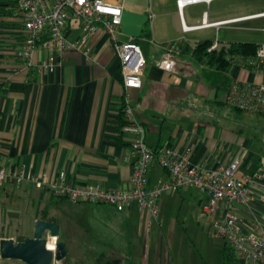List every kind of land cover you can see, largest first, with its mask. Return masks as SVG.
Returning <instances> with one entry per match:
<instances>
[{
	"label": "crops",
	"instance_id": "crops-1",
	"mask_svg": "<svg viewBox=\"0 0 264 264\" xmlns=\"http://www.w3.org/2000/svg\"><path fill=\"white\" fill-rule=\"evenodd\" d=\"M109 1L124 5L117 39L138 38L146 57L139 89H126L121 59L107 35L90 36L88 54L74 47L61 54L55 52L58 61L54 71L39 67L46 57L40 46L33 64H28L15 53L24 43L17 0H0V162L13 173L24 172L26 176L20 183L10 180L0 186V241L32 237L37 219H51L59 223L58 240L67 245V264H194V254L186 257L177 250L180 240L176 239L174 219L169 218L172 194L162 197L159 215L154 218L137 202L120 211L106 204L72 203L50 191L41 194L29 176L49 180L64 173L75 184L125 186L132 173L127 158L130 148L120 130L127 93L129 100L139 105L146 142L155 150L191 147L192 161L208 165L228 163L241 154L239 174H253L264 160V150L254 139L244 138L201 113L198 105L211 100L227 104L226 93L206 82L205 70L222 69L231 81L248 76L251 81L264 82V74L244 69L245 63L237 59L244 56L225 54L209 61L203 55L195 57L193 50L203 40L217 43L212 50L243 42L218 36L225 26L252 28L253 21L264 18V0H200L182 9L178 0ZM68 34L71 40H78L83 31L73 22ZM175 43L179 49L171 72L162 69L160 61L165 45ZM148 177L155 186L165 181L168 173L154 160ZM184 188L190 186L168 191L177 193ZM207 197L208 203L209 194ZM60 208L75 218L63 220ZM210 235L223 247L222 264H243L230 255L222 237ZM0 264L27 263L2 258L0 253Z\"/></svg>",
	"mask_w": 264,
	"mask_h": 264
},
{
	"label": "built area",
	"instance_id": "built-area-1",
	"mask_svg": "<svg viewBox=\"0 0 264 264\" xmlns=\"http://www.w3.org/2000/svg\"><path fill=\"white\" fill-rule=\"evenodd\" d=\"M197 1L200 0H178L177 3L182 9L185 4ZM123 6L121 1L109 0H17L16 8L24 24V43L15 53L28 64H33L37 47H42L46 57L38 65L42 70L51 72L58 61L55 52L61 54L74 47L88 54L91 50L88 38L107 35L121 59L126 89H139L143 86L147 60L136 37L132 36L127 41L117 39L121 31ZM73 22L83 31L81 39L69 38L68 28ZM216 46L217 43L209 50ZM165 49L160 67L172 72L179 45L166 44ZM237 59L245 63L244 69L249 72L256 70L264 74V43L259 44L253 57ZM129 98L127 93L122 105L124 123L121 126V134L130 148L127 158L132 164L127 184L121 188L100 184L80 185L67 180L64 173L49 180L29 176L40 193L50 191L53 196L66 198L72 203L106 204L120 211L137 202L156 218L164 190L194 187L209 194V201L202 211L208 231L222 237L243 264H264V216L261 215L264 209V160L253 174L240 175L244 158L241 154L228 163L219 161L217 165H208L192 161L191 147L181 151L168 147L155 150L146 142V128L139 117V105ZM225 101L229 106L264 114V82L251 81L248 76L237 77L232 81ZM217 155L220 157V150ZM154 160L164 166L168 178L151 186L148 173ZM25 178L24 172L15 174L0 162V186L10 180L20 183Z\"/></svg>",
	"mask_w": 264,
	"mask_h": 264
},
{
	"label": "rangeland",
	"instance_id": "rangeland-1",
	"mask_svg": "<svg viewBox=\"0 0 264 264\" xmlns=\"http://www.w3.org/2000/svg\"><path fill=\"white\" fill-rule=\"evenodd\" d=\"M253 22L255 24L250 29H231V26L235 25H231L230 27L225 26L221 37L218 36V39L241 40L243 42L263 44L264 18L257 19ZM220 99H223L222 95ZM198 107L201 109V113L208 114L206 116L215 119L223 127L231 129L244 138L254 139L257 145L264 150V115H257L256 113L244 110L238 112L228 104H219L213 102V100L207 103L203 101ZM169 192L168 190H164L162 192L163 194L160 196V200L162 202L167 194H172L170 199L169 218L172 220L174 219L176 225V239L180 240L177 250L186 257L189 256V254H194V256H192L194 264H222V260L224 261V254L222 253L223 247L216 244L217 242L215 240L217 239L215 236L210 235L211 233L208 231L205 219L202 216V205L204 206V204L207 203V194L201 193L194 187L184 188L177 193ZM81 203L94 204L92 202ZM21 213H23V211ZM59 213L65 221L75 218V214L73 215L72 212L64 208H60ZM26 215L27 214L23 215V217H27ZM21 227L22 223H20V228ZM24 228L26 227L24 226ZM219 241L221 242V240ZM229 252H231L230 255L232 256L233 253L230 248ZM234 258L235 257H233V261H235Z\"/></svg>",
	"mask_w": 264,
	"mask_h": 264
},
{
	"label": "water",
	"instance_id": "water-1",
	"mask_svg": "<svg viewBox=\"0 0 264 264\" xmlns=\"http://www.w3.org/2000/svg\"><path fill=\"white\" fill-rule=\"evenodd\" d=\"M59 223L54 220L37 219L32 237L15 242L11 238L0 241V253L5 259H18L27 264H67L68 249L65 241L58 240ZM51 237H57L56 248H48Z\"/></svg>",
	"mask_w": 264,
	"mask_h": 264
},
{
	"label": "trees",
	"instance_id": "trees-1",
	"mask_svg": "<svg viewBox=\"0 0 264 264\" xmlns=\"http://www.w3.org/2000/svg\"><path fill=\"white\" fill-rule=\"evenodd\" d=\"M136 41L138 42V38H136ZM211 45H212V40L200 41L196 45L195 49L193 50V55L195 57H198L201 55L206 56V57H208L209 61L213 60L218 55L223 57L225 54H232V56L233 55H235V56L239 55V56H244V57H253L256 54V50L259 46V44L255 43V42H231L228 45L222 46V48H220V49L209 51L208 48ZM204 77L206 79V82L210 86L216 88L219 91L225 92L226 94L229 91V88L232 84V81L228 78V76H226L224 74L222 69L219 71L205 70ZM231 107L234 110H237L238 112L243 111L240 108H237L234 106H231ZM256 114L257 115H264L262 113H256ZM120 121H121V126H122L124 123L123 107L121 109ZM120 130H121V128H120ZM112 264H115V262H113Z\"/></svg>",
	"mask_w": 264,
	"mask_h": 264
},
{
	"label": "bare ground",
	"instance_id": "bare-ground-1",
	"mask_svg": "<svg viewBox=\"0 0 264 264\" xmlns=\"http://www.w3.org/2000/svg\"><path fill=\"white\" fill-rule=\"evenodd\" d=\"M48 246L51 248V249H55L56 247V237H51L48 241Z\"/></svg>",
	"mask_w": 264,
	"mask_h": 264
}]
</instances>
